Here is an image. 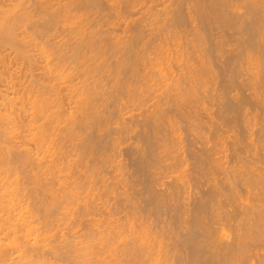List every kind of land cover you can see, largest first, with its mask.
<instances>
[{
  "label": "bare ground",
  "instance_id": "6f19581e",
  "mask_svg": "<svg viewBox=\"0 0 264 264\" xmlns=\"http://www.w3.org/2000/svg\"><path fill=\"white\" fill-rule=\"evenodd\" d=\"M103 1L11 0L7 5L0 4V264H203L202 259L207 255L214 256V259L226 256L228 264H264V170L260 173L261 168H258L264 160L257 158L264 154H255L258 148H264V126H259L264 120L259 119L261 123L253 120L254 123H251L249 120L254 114L252 118L247 115L248 120L243 118L246 123L243 127L252 134V137L249 136L250 145L256 151H252L255 155L250 154L257 155L255 159L251 155V160L241 148L246 142L240 141L236 132L230 135L229 131L224 136L216 130L214 134L210 124L206 123V127L204 122L200 124L198 119H203L198 115L207 113L208 104L205 103L210 96V101L215 102L212 99L215 94L217 96L216 79L219 76L208 58L210 53H206L208 44L204 38L208 36L201 35L207 24L203 31L204 26L198 27L197 22L193 23V19L209 22L214 13L212 20L216 24L226 28L232 24L237 36L240 35L237 40L243 45L241 53L237 52L244 57V61L236 57L239 63H234L238 64L237 68L250 73V79L246 76L248 80L253 79L252 84L249 81L252 85L250 100L253 97L255 103L264 104V0H234L235 3L233 0H139L144 4H139L137 0ZM132 14L135 18L130 17ZM231 15L243 19L231 21ZM186 17L192 21V27L188 24L192 28L191 33L186 28ZM140 24L144 33L148 32V38H143L145 41L141 26L138 28ZM120 25L125 28L120 29ZM245 34L248 37H244ZM216 49L219 54V49ZM240 63L245 64V68ZM234 79L237 80L235 76ZM212 82L217 83L216 87ZM246 82H243L244 85ZM210 85L216 88L214 92ZM208 90L213 95L209 96ZM218 94V97L224 96ZM233 94L236 97L234 101L240 98L239 94L236 96L237 92ZM224 98L230 100L228 97L220 98L221 103L218 98L215 100L217 104H222L223 100L227 101ZM177 112L178 120L182 121V116L186 120H183L187 123L185 129L190 132L186 131L187 135H193L202 144H207L195 148H203V152L196 154L194 150L191 154L194 159V154L197 155L199 165L194 163L193 166L198 167L197 172L205 176L207 184H210V179L217 178L214 176L216 171L212 170L224 167L222 160L227 163L229 156L234 159H231L234 162L233 167L230 166L232 169L228 168L231 170L229 174L226 163L221 173L223 178L227 175L229 182H225L230 184V193L217 190L218 185L216 189L211 188L214 191L211 192L222 198L229 194L232 199L237 197L240 201L235 203L239 205L238 210L240 204L245 210L239 212V217H234L227 210L225 212L230 215L213 208L224 215L217 217L223 222L217 224L221 226V232H218L219 228L214 229V235L208 231L217 225L206 228V221L214 216L210 214L208 220L204 218L206 221H200L209 206L206 200L204 202V196L201 200L197 199L199 201L195 200L197 203L192 212V207L186 209L196 216L201 215H194L200 218V223L192 219L198 223L196 227L190 220L191 225L185 224L188 221L184 219L182 223L186 232H182L183 227H180L181 230L178 228L181 232L171 229L173 222L166 230L164 221L165 229L157 230L161 228L159 222L156 223L157 219L161 220L162 216L156 217L158 213L155 215L157 219L152 217L161 209H168V212L175 210V213L171 212L175 215L176 208L182 207L177 204L179 199L190 196H187V184L192 175L189 173L190 154L183 148L182 123L179 125L175 118L177 115L173 116ZM212 120H208L209 123ZM202 124L206 128V132L203 131L205 134L200 131ZM223 125L226 126V122ZM257 131L260 137L255 135L253 138V133ZM133 135L137 136V142L132 141ZM149 138L155 139L154 142ZM245 141L249 143V139ZM153 143L158 151L155 156L151 150L154 159L149 156L152 159L149 160L144 152L149 146L153 147ZM128 149L135 152L130 153L138 154V159L135 155L131 158L135 161V173L140 172L144 176L146 185L142 184L143 188L134 187L142 182V178L139 182L137 176L132 180L135 173L131 174V170L126 169L129 165L126 166L127 161L123 160L121 153ZM240 150L245 155H241ZM261 152L264 153V150ZM157 154L158 160L155 159ZM247 154L250 155L249 152ZM253 159H259L261 165L253 161L255 165L252 169L253 165L247 162ZM148 160L150 164L154 160L152 164L159 165L154 167L157 170L154 174ZM147 165L153 170H149ZM145 167L151 171L150 176L156 174L155 177H159V174L167 172L164 177L162 175L166 180L162 179L160 183L169 184V188L160 184L164 189L156 190H163V193H154L150 182L153 179L147 181L143 174L148 171ZM162 167L163 170L160 169ZM164 167L168 168L167 171ZM254 168L260 171L255 172L257 169ZM163 171L165 173L161 174ZM200 179L198 181L203 182ZM240 182L247 186L243 194L258 202L251 201L252 198H245V201L239 198L242 193L236 187L242 188ZM214 201L216 204L217 201ZM220 207L222 210L224 205ZM180 213L178 210L177 214ZM227 223L228 227L225 226ZM200 224L202 228L206 226L202 229L206 230L205 234L202 232L206 237L204 245L198 242L202 237L199 240L197 237L196 241L197 234H194ZM224 226L230 229L229 232L224 231ZM225 233L230 234L227 235L229 240L225 238ZM218 243L220 247H217ZM200 256L201 260L195 259ZM214 259H209L207 263L214 264ZM221 261L219 264L226 262Z\"/></svg>",
  "mask_w": 264,
  "mask_h": 264
},
{
  "label": "rangeland",
  "instance_id": "374dc122",
  "mask_svg": "<svg viewBox=\"0 0 264 264\" xmlns=\"http://www.w3.org/2000/svg\"><path fill=\"white\" fill-rule=\"evenodd\" d=\"M10 1H11V0H0V4H2V5H7L8 3H10ZM102 1H103V0H102ZM137 1L139 2V0H137ZM238 1H240V0H238ZM103 2H104V1H103ZM141 2H143V1H140L139 4H144V2H143V3H141ZM233 2H234V0H233ZM233 2H232V3H233ZM235 2H237V0H236ZM235 2H234V3H235ZM188 5H190V4H188ZM144 9L146 10V8H144ZM144 9H143V10H144ZM186 9H187V8H186ZM141 10H142V9H140V11H141ZM145 10H144V11H145ZM140 11H138V12L141 13ZM187 11H188V10H187ZM187 11H186V12H187ZM142 12H143V11H142ZM212 12H213V11H212ZM212 12H211V13H212ZM187 13H188V12H187ZM136 14L139 15L137 12H136ZM136 14H135V16H136ZM188 14H189V13H188ZM188 14H186L185 16H188ZM140 15H141V14H140ZM140 15H139V16H140ZM211 15H213V16H212V17L210 16L211 19L209 18V19H210L209 22H208V20H207V22L204 21V23H203V21H200V20L198 19L201 23H203V25H202L197 19H195V20L193 19V23H194V22H195V23L197 22V25H199L198 27H200V25H201V27L204 26V28L202 29L203 31H204V29H205V25L207 24V25H206V29H205L204 32L201 31V29H200L199 31H200V32H203V33L201 34L202 36H203L204 34H205V36H208V37L203 36V37H205L204 39H206V40H204V41H205L208 45L210 44L209 46L206 45V46L208 47V51H206V53H207V52L210 53V54L208 55V56H209L208 58L210 59L212 66L215 65V66L213 67V68L215 69L214 72H217L216 74H217V76H219L218 78H217V76H215L214 79H213L214 82H215V78H217V79H216V82H217V80H218V84L216 83V84L218 85L217 96H216V94H215L214 96H216V98L213 96V99H212V100L215 101V102L210 101L211 98H212L210 95H213L212 93L216 90V88H213L216 84H215L214 82H212L211 84L214 83V84H213L214 86H211V85H210V86H211V89L213 88L214 90L212 89L211 91H213V92H211V93H210V91L208 90V92H209L208 95L210 94V95H209V96H210V98H209L210 100L208 99L209 101H207V100H206L207 97L204 99L205 101H207L205 104H208V105H206V106H208L209 110H208V108H207V113H206V111H205V113L203 112V113H200V114L198 115L199 118L201 117V118L203 119V121H201V119H198V120H200V124L204 122V123H203L204 125H205L206 123L212 125V126L209 125V127H213V133H214V131H215V133H216V130L218 131V132H217L218 134H220V133L222 132V133H221L222 135H224V134L227 135V133H228L229 131H230V133H231L230 135H235V134L237 133L238 135H236V136H237L238 138H240V141L242 140V142H243V141L246 142V143H244V144L242 143V144H243V145H242L243 147L241 146V148H243V151L246 152V155H245V154L243 153V151H241V150L238 151V152H242L243 154H241V155H245V156H247L249 159H250V157H251V159H252V156L255 155V154H257V155H258V154H260V155L264 154V153L261 152L262 150H264V148H262L261 150L258 148V152L255 153L256 151H255L253 145H250V140H251V138H250L249 136L252 137V134L249 132V130H248V131H246L247 129L245 130L246 127H245V128L243 127V125L246 124V123H245V120H244V122H243V118L246 119V118L248 117L247 115H249L250 118H252L253 116H251V115L254 114L253 119H250V118L248 117V118L250 119L249 121H250L251 123H254L255 120L258 121L259 119L264 120V118H261V117H264V116H262V115H264V113H262V112H264V104L257 103V102L255 103V100L252 101V98H253V97H251V100H250V97H249V95L251 96V93H250V92H251V88H250V87H252V85L249 84V81H250V80H248L249 77L251 78V76L248 75V74H250V73L248 72V74H247V70H246V69H245L246 72H244V71H243L241 68H239V67H238V68H239V69H238V68L236 67V65L238 66V64L234 63V62H236V61H237V63H239V60H240V59L243 60L242 58H244V57H241L242 55H240V53H241V49L243 48V45L241 44V42H240L239 40H237V38H239L238 36H240V35L237 36L238 33H236V32L234 31L235 28L232 26V24H230V26H228L227 28H226V26H223V27L220 26L219 23L216 24V21L212 20L213 17L215 16L214 13L211 14ZM131 16H133V18H135V17H134V14L130 15V17H131ZM231 16L233 17V19H232V17H231V21H234V22H236V21L238 22V21L242 18L241 16H239V17H238V16L235 17V16H233V15H231ZM137 17H138V16H137ZM237 18H238V20H237ZM239 18H240V19H239ZM185 19L187 20L188 17H186ZM190 19H191V18H190ZM235 19H236V21H235ZM242 19H243V18H242ZM242 19H241V20H242ZM188 20H189V19H188ZM188 20L185 22V24H187V25H186V26H187L186 28H187V30H189L190 33H191V32H192V28H191V27H192V23H191L192 21L189 20V23H188ZM191 20H192V19H191ZM211 20L214 21L215 24H214ZM241 20H240V21H241ZM195 23H194V24H195ZM198 23H199V24H198ZM208 23H209V25H208ZM142 24H143V23H142ZM142 24H140V25L138 26V28L141 26L140 28H142L141 30H142L143 33H144L145 30H143L144 27H142V26H143ZM188 24H190L191 27H189ZM218 24H219V25H218ZM216 25H217V26H216ZM121 26H122V27H121ZM218 26H220V27H218ZM246 26H247V24H246ZM120 27H121V28H120ZM120 27H119L120 29H124V28H125L124 25H120ZM123 27H124V28H123ZM140 28H139V29H140ZM221 28H222V29H221ZM209 30H210V31H209ZM142 31H141V32H142ZM189 31H188V32H189ZM120 32H121V30H119L118 33H120ZM141 32H140V33H141ZM235 33H236V34H235ZM146 34H148V32H145V33H144V35L142 36V39L145 38V37H146V39L148 38ZM234 34H235V35H234ZM141 35H142V34H141ZM234 36H235V37H234ZM245 36L248 37V35H246V34L244 35V37H245ZM189 37H191V35H189ZM140 38H141V37H140ZM207 38H208V39H207ZM146 39H143V41H145ZM220 40H222L221 45H223V46L220 45V42H221ZM234 40H236V41H234ZM218 42H219V43H218ZM238 44H239V45H242V46L240 47ZM248 44H249V43H246V45H248ZM212 45H213V46H212ZM219 45H220V47H219ZM224 46H225V48H223ZM214 47H216V48L219 49V54H220V55L218 54L217 49L214 48ZM236 47H238V48H240V49H237ZM215 49H216V50H215ZM222 49H223L224 51H223ZM229 49H230V50H229ZM236 49H237V50H236ZM209 50H210V52H209ZM221 50H222V51H221ZM233 50H234V51H233ZM239 50H240V51H239ZM254 50H255V49H254ZM254 50H253V51H254ZM256 50H257V48H256ZM256 50H255L254 52H256ZM212 51H213V52H212ZM225 51H227V52H225ZM231 51H232V52H231ZM237 51L240 52V53L238 54ZM224 52H225V54H223ZM208 53H207V54H208ZM214 53H215V54H214ZM234 53H235V54H234ZM236 53H237V54H236ZM221 54H222V56H221ZM242 54H243V52H242ZM218 55H219V56H218ZM223 55H224V57H223ZM234 55H235V56H234ZM238 55H239L240 57H239ZM220 56H221V57H220ZM225 57H226V58H225ZM232 57H233V58H232ZM236 57H238L239 60H238ZM223 58H225V59L223 60ZM227 58H228V59H227ZM211 59H213V63H212V60H211ZM221 59H222V61H221ZM231 59L233 60V62H232ZM226 60H227V61H226ZM229 60H230V61H229ZM225 61L228 62V63H226ZM243 61H244V60H243ZM243 61H242V63H243ZM221 63H222V64H221ZM223 63H224V65H223ZM225 63H226V64H225ZM229 63H231V64H233V65H230ZM242 63H240V64H242ZM213 64H214V65H213ZM228 64H229V66H231V67L227 66ZM234 64H235V65H234ZM240 64H239V65H240ZM219 65H221V66H219ZM222 66H224V67L222 68ZM232 66L235 67V69H234ZM240 66H241V65H240ZM242 66H244V67H242ZM242 66H241L242 68H245V64H242ZM236 68H237V70H236ZM221 69H222V71H221ZM226 69H227V70H226ZM234 70H235L236 72H234ZM241 70H242V71H241ZM227 71H228V72H227ZM229 71L231 72V74H229ZM237 71H238V72H237ZM240 72L242 73V75H241ZM243 72H244V74H243ZM218 73H219V74H218ZM238 73H239V75H238ZM216 74H215V75H216ZM228 74H229L230 76H229ZM220 75H221V76H220ZM244 75H245V76H244ZM247 75H248V78L246 77ZM222 76H223V77H222ZM226 76H227V77H226ZM228 76H229V78H228ZM234 76L236 77L237 80L234 79ZM135 77L137 78V76H135ZM244 77H245V78H244ZM221 78H222V79H221ZM225 78H226V79H225ZM243 78H244V79H243ZM250 78H249V79H250ZM227 79H228V80L231 79V81H232V79H233L234 81H233V83H231V81H227ZM238 79H239V80H238ZM240 79H242V80H240ZM245 79H246V80H245ZM225 80H226L227 82H226ZM243 80H244V81H247V82H246L247 84L245 83L246 85H244V83H243L244 81H243ZM252 80H253V79H251V81H252ZM239 81H241V82H239ZM242 81H243V82H242ZM251 81H250V82H251ZM252 82H253V81H252ZM252 82H251V84H252ZM242 83H243V84H242ZM239 85H240V86H239ZM222 86H223V87H222ZM215 87H216V86H215ZM219 87H220V88H219ZM224 87H225V89H224ZM226 87H227V88H226ZM209 89H210V87H209ZM221 89H222V91H221ZM227 90H228V91H227ZM219 91H220V92H219ZM223 91H224V92H223ZM228 92H229V93H228ZM236 92H237V95H236V96L238 97V94H239L240 98L238 97V98H237L238 100H235V101H234V99H236V97H234V94H233V93H236ZM218 93H220L221 96H222V94H223L224 96H222V97H218V96H220ZM225 93H226L228 96H227ZM232 94H233V97H232L233 100H231L232 98H229L230 96H232ZM240 94H241V95H240ZM209 96H208V97H209ZM242 96H243V98L241 99ZM223 97H228V99H230V100H227L226 98H224V99L227 100L228 102H227V101L224 102V100H223V101H222V104H217L218 102H216V101L219 99L218 101L221 103L220 98H223ZM247 97H248V98H247ZM217 98H218V99H217ZM215 99H217V100H215ZM239 99H240V101H239ZM226 102H227V103H226ZM232 102H233V103H232ZM235 102H236V104H235ZM223 103H225V104H223ZM239 104H240V105H239ZM218 105H219V106H218ZM233 105H235V106H233ZM237 105H238L239 107H238ZM225 106H226V107L229 106V107H228L229 109L226 108ZM230 106H231V107H230ZM236 106L238 107L237 109H236ZM241 106H243V107H241ZM219 108H220V109H219ZM221 108H223V109L221 110ZM224 109H225V110H224ZM230 109H232V110H230ZM239 109H240V110H239ZM210 110H211V111H210ZM219 110L221 111V113H220ZM236 110H237V111H236ZM238 110H239V111H238ZM216 111L218 112V114H217ZM230 111H232V112L234 113L235 116L233 115L232 112L229 113ZM240 111H241V112H240ZM242 111H243V112H242ZM248 111H250V112H249L250 114L248 113ZM244 112H245V113H244ZM246 112H247L248 114H246ZM256 112H258V113H256ZM171 113H172V112H171ZM238 113H239V114H238ZM173 114H174V113H173ZM256 114H258L257 116H259V115H261V114H262V115H261V117L259 116L260 118H258V117L256 116ZM169 115H170V113H169ZM171 115H172V114H171ZM176 115H177V117H175ZM178 115H179V114H178V112H177V113H175L173 116H174L175 118H177V120H178V119H179V116H178ZM211 115H212V117H211ZM228 115H229V116H228ZM243 115H244V116H243ZM206 116H207V117H206ZM226 116H227V117H226ZM232 116H233V117H232ZM245 116H246V117H245ZM182 117H183V116H182ZM182 117L180 118L182 121L178 120V121H179L178 124H179V125H180L181 123L183 124V125L181 124V128H180V132H181V131L184 132V133H183V132L181 133V134H184V135H182V137H183V141H184V142L182 143V144H184V147H183V148H186V150H187V154L189 153L190 155L194 152V150H195L196 154H197L198 151H200V153L203 152V151H201V149H203V148H201V149H195V148H198V147L200 148V147H202L203 145H207V144H202V143H201L198 139H196V137H194L193 135H192V136H189V134H190L189 130H188V129H185L187 123L184 122V121H186V120H185L184 117H183V119H182ZM209 117H211V118H209ZM215 117H216V118H215ZM222 117H223V118H222ZM224 117H225V118H224ZM238 117H239V118H238ZM175 118H174V119H175ZM212 118H213V120H214L215 122H213ZM217 118H218V119H217ZM234 118H235V119H234ZM231 119H232V120H231ZM183 120H184V121H183ZM208 120H210V121L212 120L213 123H212V122L209 123ZM230 120H231V121H230ZM246 120H248V119H246ZM253 120H254V122H252ZM261 120L258 121V122L261 123ZM205 121H206V122H205ZM207 121H208V122H207ZM218 121H219V122H218ZM225 122H226V126L223 125V124H225ZM258 122H256V123H257L256 126H258V124H259ZM262 122H264V121H262ZM184 123H185V124H184ZM211 123H212V124H211ZM214 123H216V124H214ZM203 124H202V130L200 129V131H201L202 133L206 132V128H205V127L208 126V125L206 124L205 127H204ZM213 124H214V125H213ZM218 125H219V127H218ZM215 126H216V129L214 128ZM244 126H245V125H244ZM259 126H264V123L259 124ZM137 127H139V126H137ZM209 127H207V128H208V129H207L208 131H209ZM217 127H218V128H217ZM221 127H222V129H221ZM182 128H183V129H182ZM186 128H187V127H186ZM223 128H224V129H223ZM243 128H244V130H243ZM214 129H215V130H214ZM227 129H228V131H227ZM204 130H205V131H204ZM223 130H224V131L226 130L227 132L224 133ZM231 130H232V131H231ZM239 130L241 131V133H240L241 136H240V134L238 133V132H240ZM186 131L189 132L188 135H187V132H186ZM203 131H204V132H203ZM220 131H221V132H220ZM232 132H233V133L236 132V133L232 134ZM257 132H258V131H257ZM166 133H167V132H166ZM207 133L210 134V132H207ZM207 133H206V134H207ZM213 133H211V136H212ZM215 133H214V134H215ZM245 133H246V134H245ZM255 133H256V132H255ZM255 133H253V134H254V135H253V138H255V137L259 138V137H260V132H258V133H256V134H255ZM161 134H163V133H161ZM204 134H205V133H204ZM257 134H259V135H257ZM159 135H160V133H159ZM225 135H224V136H225ZM255 135H256V136H255ZM133 136H134V138H133ZM133 136H132V138H133L132 141L137 142V139H136L137 136H135V135H133ZM157 136H158V135H157ZM254 136H255V137H254ZM258 136H259V137H258ZM190 137H191V138H190ZM244 137H245V140H246V139H249V143H248V144H247V141L244 140ZM151 138H153V136H152ZM151 138H149L150 141H153V142H154L155 139H152V140H151ZM241 138H243V139H241ZM257 138H256V139H257ZM149 139L146 140V142L149 141ZM188 139H189V140H188ZM190 140H191V142H190ZM194 140H195V141L197 140V141L195 142ZM129 141H130V140H129ZM129 141H128V142H129ZM193 141H194V142H193ZM142 143H144V140H142ZM185 143H186V144H185ZM190 143H191L192 145L195 144L194 147H193ZM193 143H194V144H193ZM199 143H200V144H199ZM201 144H202V145H201ZM228 144H229V145H228ZM246 144H247L248 146H246ZM144 145H145V144H144ZM152 145H154V143H153ZM155 145H156V144H155ZM155 145H154L153 147L149 146L148 149L146 148L147 152H146V150H145V152H144V153H145V156H146V157H145L146 159L149 158V160H152V159L149 157V156L152 157V155H151V153H150L151 150H153V151H151V152H152V153L154 152L155 154H154V153H153V154L156 156V151H158V149H157L158 147H157V146L155 147ZM188 145H191L192 147L190 146V147H191V148H190ZM196 145H197V146H196ZM227 145L231 147L230 143H227ZM185 146H186V147H185ZM187 146L189 147L190 150L188 149ZM228 146H227V147H228ZM250 146H252L253 148L250 147ZM154 147H155V149H154ZM230 147H228V148H229V151L231 150ZM245 147H247V148H245ZM150 148H151V149H150ZM183 148H182V149H183ZM251 148H252V150H250ZM156 149H157V150H156ZM253 149H254V150H253ZM128 150H129V149H128ZM154 150H155V151H154ZM245 150H246V151H245ZM249 150H250V151H249ZM259 150H260V151H259ZM125 151H126V152L122 151L123 153H121V156L123 157V160L126 159V161H127V162H125V163H126V166L129 165V166L126 167L127 171L131 170V171H129V172H130V173L132 172L131 174H133V172L135 173V171H136V167H135V170H134V166H135V165H134L133 162H135V161H132V160H134V159L131 158V157H134L133 155H135V154H133V153H135V152H133L132 149H130L129 151H127V150H125ZM130 151H132L133 153H130ZM252 151H255V152H252ZM209 152H210V151H209ZM226 152H228V151H226ZM248 152H249V154H250V152L253 153V155L250 154V155L248 156V154H247ZM259 152H260V153H259ZM129 153H130V154H129ZM147 153H148V154H147ZM211 153H213V152L211 151ZM230 153H231V151L229 152V154H230ZM254 153H255V154H254ZM128 154H129V155H128ZM184 154H186V152H185ZM189 154H188V155H189ZM196 154H194V155H195V157L197 158V155H196ZM198 154H199V153H198ZM131 155H132V156H131ZM147 155H148V157H147ZM190 155H189L190 158L188 159V161L190 160V161H189V162H190L189 167H190V169H191V172L189 171V173L192 174V175L194 174L193 176H192V175L190 176V178H189V179H190V180H189L190 182H188V184H190L191 181H192V184H190V185L187 184V186H188V189H187L188 194H187V196H188V195H190V196H188L189 199H188V197H186L187 199H186V198L183 199V197L180 196V197H182V200H181V198H180V199H179V202L177 203L179 206H182L183 208H184V206H186V208L183 209L182 207H179V206L177 205V207H179V208H176V212L178 213V210H179V213L181 212V213H180L181 215H180V214L178 215L177 213H176L175 215L172 214L171 212L173 211V213H175V210H171V209H170L171 212H168V211H169L168 209H166V210H165V209H164V210L161 209L162 212H161V211H160V212L158 211L157 213H156V212H155L154 214L152 213V214H153L152 217H153V216L155 217V215H157L158 213H159V214L162 213V214H160V215L158 214L156 217H160V216H162V217H161V220L164 219V220H162V221H161V220L158 221V219L155 217V218L157 219V222H156V223L159 222V225L161 226V228H159V229L157 228V230H160V229H162V228L165 229V224H164V222L166 223V230H167V229H169L168 227L171 228V226H169L170 222H171V223L173 222V223L170 224V225H173V224H174L175 226L173 225V226H172L173 228H171V229H173V230L176 229V231H177V230L179 231V229L181 230L180 227H183L182 232H183V231L186 232L184 226H185V224H187V225H188V224L191 225L190 221L192 222V225H194V226L196 227V226H198V225H197L198 223H195L196 221L200 223L201 220H202V221H206V220H208L211 216H212V217H213V216L215 217V216L218 214V216H216L215 218L213 217V218H210L209 221H206V222H207V225H206L207 227H206L205 225H203V228H204V229L208 228V226H209V227H210V226L215 227L218 223L220 224V223L223 222V221H221L222 219H221V220L217 219V217H219V215H222L221 213H219L220 211H222V212L224 211V212H225V211L227 210V211H229L228 213H230L231 216H234V217H235V216H236V217L238 216V217H239V215L241 214V213H239V212H242V210H245L244 206H242L243 204H240V207H241V206H242V207H241V208L239 207V210H238V206H239V205H237V204H235V203H240V201L237 199V197L232 199V195L229 194L230 196H229V195H227V197H226V196H223V198H222V196L220 195V197H221V198H220L218 195H214V194L212 193V192H214V191H213L211 188L214 189V187H215V189H216L217 185L219 186V187L217 188V190H221V189H223V190H221V191H225V193H227V192L230 193V190H228V186H229L230 184H228L229 181H228V179H226V178H227V175L225 176L226 178H223L224 174H221V173H223V172H222V169H225L224 167H225V163H226V162L222 160V162L224 163V164H223L224 167H223L221 170L216 169V168H215V170H214V169L212 170V171H216V172H214V173H215L214 176H216L217 178L215 179V177H214L213 180L210 179V184H207L206 181H205L206 179H204L205 176H204V175H203V176H200L199 173L197 172L198 169L196 170V168H198V167H197L196 165H195L196 167L193 166L194 163H195V164L198 163V165H199V162L196 161V158H195V159L193 158V156H192L193 154H192L191 156H190ZM230 155H231V154H230ZM251 155H252V156H251ZM257 155H256V156H253V158H254V157L256 158ZM135 156H136V158H135V157H134V158H135V159H138V157H137L138 154H136ZM186 156H187V155H186ZM130 158H131V159H130ZM152 158L154 159V157H152ZM248 158H247V159H248ZM255 158H254V159H255ZM257 158H259V159L261 158L260 160H264V156H261V157H260V156L258 155ZM155 159L158 160V154H157V158H155ZM197 159H198V158H197ZM229 159H230V160H229ZM231 159L234 160L233 158H231V156H229V158H227V160H228L229 162L226 163V165H227V166H226V170H227L228 168L232 169L231 167H233L232 163H233L234 161H232ZM251 159H250V160H251ZM254 159H253L251 162H249V161H248V162L246 161V162H247L248 164H252V162L255 161V163H256L257 165H261V163H264V161H261V163H260V162L258 161L259 159H258V160H257V159L254 160ZM130 160H131V161H130ZM149 160H148V163L150 164V161H149ZM194 160H195V162H193ZM191 161H192V162H191ZM128 162H130V163L128 164ZM151 162H152V163H155L154 160L151 161ZM158 162H159V161H158ZM158 162H156V164H157ZM230 162H231V163H230ZM257 162H258V163H257ZM146 163H147V160H146ZM146 163H145V164H146ZM152 163H151V164H152ZM253 163H254V162H253ZM132 164H133V165H132ZM151 164H150V165H151ZM159 164H161V163H159ZM210 164H212V162H211ZM131 165H132L133 167H132ZM154 165H155V164H154ZM154 165L152 164L151 166H153V168L156 167V166H159V165H155V166H154ZM252 165H253V164H252ZM254 165H255V164H254ZM254 165L251 166L252 169H253ZM257 165H256V167H257ZM130 166H131V167H130ZM145 166H146V165H145ZM147 166H148V168H150L149 170H153V168H151L149 165H147ZM191 166H192V167H191ZM228 166H229V167H228ZM230 166H231V167H230ZM262 167H264V164H262V166H260V167L258 166L259 169L261 168V169H260L261 171H260L258 168H254V170L257 169V170H255V172H257V171L259 170L260 173H261L262 170H264V168H262ZM128 168H129V169H128ZM145 168H146V167H145ZM148 168H146V169L148 170ZM192 168H193L194 170H193ZM160 169L163 170V167L160 168ZM166 169H168V168L164 167V171H165ZM230 169H228V173H227V174H229V172L231 171ZM133 170H134V171H133ZM144 170H145V169H144ZM147 170H146V171H147ZM149 170H148V171H149ZM195 170H196V171H195ZM218 170H219V171H218ZM226 170H225L224 172H227ZM229 170H230V171H229ZM148 171L146 172V174H145V172H144L143 174L146 175V176L148 175V178L145 176V178H146L147 181H150V180L153 179V180H152L153 182H152V181H150V182L152 183V184H151V185H152V189L154 188L153 192L156 193L155 191H158V190H156V189H158V188H159V189H162V187L165 185V184H161L160 181H161L162 179H164V178H162V175H163V177H164V175H165L167 172L165 173V172L163 171V172H161V174H162V173H165V174H162V175L159 174V177H158V176L155 177L156 174H155L154 176H153V175L150 176V172H151V171H149V172H148ZM153 171H154V172H151L152 174H154L155 171H157V170L154 168ZM160 171H161V170H160ZM160 171H158V172H160ZM166 171H167V170H166ZM137 172H138V171H137ZM217 172H218V174H217ZM147 173H149V174H147ZM156 173H157V172H156ZM195 173H196V175H195ZM197 173H198V174H197ZM136 174H137V173H135V174H134V175H135L134 178L131 177V179L133 180V179H135V177L137 176L136 180H138V182H139V180H141V178H142V182L140 181L139 184H138V182H137L136 180H134V181L137 182L136 184H138V185H137L138 188H137V186H134V187H135L136 189L143 188V187L146 185V184L144 185V182H143V181H145V180H143V177H144V176H142V174H141L140 172H138L137 175H136ZM225 174H226V173H225ZM140 175H141L142 177H141ZM157 175H158V174H157ZM262 175H264V172H262ZM139 176H140V177H139ZM149 176H150V177H149ZM160 176H161V177H160ZM197 176H198L199 179H200V178L203 179V182L201 181L202 183H201L200 181H198L199 179L197 178ZM157 177H158L159 179H157ZM191 177H193V178H191ZM194 177H196L197 180H196V178H194ZM203 177H204V178H203ZM145 178H144V179H145ZM149 178H150V179H149ZM155 179H156V180H155ZM167 179H168V178H167ZM193 179L196 180V181H194ZM202 179H200V180H202ZM217 179H219V180H217ZM158 180H159V181H158ZM164 180H166V179H164ZM220 180H221V181H220ZM225 180H227L228 182H227V181L225 182ZM215 181H216V182H215ZM217 181H218V182L220 181V182L218 183ZM154 182H155L156 184H155ZM204 182H205L206 184H205ZM207 182H208V181H207ZM212 182H213V184H212ZM224 182H225V183H224ZM140 183H141V184H140ZM194 183H195V184H194ZM197 183H199V184H197ZM203 183H204V184H203ZM223 183H224V184H223ZM142 184H143L144 186H141ZM160 184L163 185V186L160 187ZM200 184H201V185H200ZM211 184H212V185H211ZM215 184H216V185H215ZM226 184H227V185H226ZM239 184L242 185L241 182H240ZM239 184H237V186H241V185H239ZM134 185H135V184H134ZM193 185H194V186H193ZM195 185H197L198 187L195 186ZM210 185H211V186H210ZM213 185H214V186H213ZM139 186H140V187H139ZM155 186H157V187H155ZM165 186H166L167 188H169V184H168V185L166 184ZM165 186H164V187H165ZM187 186H186V188H187ZM202 186H203V187H202ZM220 186H221V188H220ZM225 186H226V187H225ZM245 186H246V184H245ZM245 186L242 185V186H241L242 188H240V187H236V189H238L239 192L241 191L240 194L242 193L240 197L238 196V197L241 198L242 200H244L245 198H246V199L248 198V194H246V195L243 194V193L247 190V189H244V188H247V186H246V187H245ZM164 187H163V189H164ZM166 187H165V188H166ZM195 187H197V189H196ZM200 187H201V188H200ZM224 187H225V188H224ZM194 188H195V189H194ZM206 188H207V189H206ZM208 188H209V189H208ZM210 189H211V190H210ZM225 189H227V190H225ZM188 190H189V191H188ZM191 190H192V192H191ZM196 190H197V191H196ZM198 190H199V191H198ZM207 190L210 191V192L212 191V192H211L212 195H211V193L208 192ZM160 191H161V193H163V192H162L163 190H160ZM160 191H158L157 193H159ZM205 191H207V192H205ZM226 191H227V192H226ZM238 191H237V192H238ZM204 192H205V193H204ZM239 192H238V193H239ZM157 193H156V194H157ZM189 193H190V194H189ZM245 193H246V192H245ZM196 194H197V195H196ZM200 194H201V195H200ZM194 195H195V196H194ZM242 195H243V196L245 195V196L242 198ZM200 196H201V197H200ZM203 196H204V202H205V200H206V204H207V205L209 204V206H211L212 209H211V207L207 206L208 208H207L206 211H205V212H206V215H205V212L203 213V217H202L201 215H199V216L197 215L198 217L201 216L200 218H203V219L195 218V217H197V216L195 215V213H194V212H193L194 214L189 213V212H187L186 209H189V207H192V208H190V210H191V209H194V205L197 203L196 201H199V200L203 199ZM212 196H213V197H212ZM216 196H218V197H216ZM193 197H194V198L196 197V198L193 200ZM206 197H207V198H206ZM211 197H212V198H211ZM228 197H229V198H228ZM200 198H201V199H200ZM251 198H252V197H250V199H251ZM197 199H199V200H197ZM212 199L216 200L218 204H217V203L215 204V201L212 200ZM218 199H219V200H218ZM220 199H222V200H220ZM226 199H227V200H226ZM246 199H245V200H246ZM248 199H249V198H248ZM250 199H249V200H250ZM253 199H254V198H252L251 201H253ZM180 200H181V201H180ZM185 200H186V201H185ZM187 200H188V202H187ZM192 200H193V201H192ZM195 200H196V201H195ZM210 200H211V202H210ZM229 200H230V202H228ZM235 200H237V201H235ZM242 200H241V203L243 202ZM245 200H244V201H245ZM256 200H257V199H256ZM256 200H254L253 202H258V201H256ZM221 201H222L223 203H222ZM231 201H232V202H231ZM233 201H235V202H233ZM262 201H264V200H262ZM181 202H182V203H181ZM193 202H195V203H193ZM220 202H221L222 206L224 205V208H222V210H221V207H220V206H221ZM184 203H185V204H184ZM186 203H187V204H186ZM191 203H192V204H191ZM210 203H211V204H210ZM212 203H213V204H212ZM181 204H182V205H181ZM214 204H215V205H214ZM226 204H227V205H226ZM212 205H213V206H212ZM230 205H231V206H230ZM214 206H217V207L215 208ZM218 206H219V207H218ZM187 207H188V208H187ZM209 208H210V209H209ZM213 208H214V210L217 209V211H219V209H220V211H219V212L216 211V212H217V213H216V212L213 210ZM243 208H244V209H243ZM177 209H178V210H177ZM181 209H182V210H181ZM184 210H186V211H184ZM207 210H208L209 213L207 212ZM209 210H210V211L213 210V211L215 212V215H214L213 211L210 212ZM164 211H166V212H164ZM190 212H192V210H191ZM235 212H236V213H235ZM169 213H170V214H169ZM207 213H208V214H207ZM212 213H213V214H212ZM226 213H227V212H225V214H226ZM228 213H227V214H228ZM189 214H191L192 216H190ZM210 214H211V216H210ZM223 214H224V213H223ZM230 214H228V215H230ZM233 214H234V215H233ZM165 215H166L167 218L165 217ZM183 215H185V216H183ZM194 215H195V217H194ZM208 215H209V218H208ZM177 216H178L179 219H178V218H175V217H177ZM181 216L184 217L183 220H182V217H181ZM222 216H224V215H222ZM152 217H151V218H152ZM163 217H164V218H163ZM168 217H169V218H168ZM171 217H172V219H171ZM187 217H189V218H187ZM190 217H192V218H190ZM165 218H166V219H165ZM185 218H186V219H185ZM204 218H205V219L207 218V219L205 220ZM219 218H221V217H219ZM156 219H154V220L156 221ZM173 219H178V221H179L180 223H178L177 220H173ZM184 219L187 220L188 222H184V221H185ZM192 219H193L195 222H194ZM199 219H200V221H198ZM211 219H212V220H213V219H216V220H213V221H212ZM154 220L152 219L151 221H154ZM172 220H173V221H172ZM189 220H190V221H189ZM155 221H154V222H155ZM163 221H164V222H163ZM168 221H169V222H168ZM202 221H201V222H202ZM211 221L213 222L214 225L212 224ZM215 221H216L217 223H216ZM218 221H219V222H218ZM160 222H162V223L160 224ZM174 222H175V223H174ZM182 222H184L185 224L182 223ZM206 222H205V223H206ZM208 222H209L210 224H209ZM177 223H178V224H177ZM181 223L183 224V226L181 225ZM202 223H203V222H202ZM215 223H216V224H215ZM152 224H153V223H152ZM176 224H177L178 226H179V225H180V226H179V227H178V226L176 227ZM208 224H209V225H208ZM154 225H156L157 227L159 226L158 224H155V223H154ZM201 225H202V224L199 225V228H200ZM160 226H159V227H160ZM162 226H163V227H162ZM204 226H205L206 228H205ZM225 226L228 227V226H229L228 223H227ZM225 226H224V227H225ZM219 227H221V226H218V225H217L216 228H213V229H212V227H211V228H209V229H212V230H211V231H208L209 229H207V231H208L210 234L213 233V234H211V235H214V234H216V232H215L214 229H217V228H219ZM227 227H225V230H224V231L229 232L230 229H228ZM178 228H179V229H178ZM199 228L197 227V231H195V228H194V231H195L194 234H195V235L197 234V235L195 236V237H196V241H198V240L202 237L198 242H203L202 244L204 245V244L206 243V242L204 243L206 237H204L205 235H203V234L206 233V230L203 231V230H202L203 228H202V226H201L200 229H201L202 231H199V230H200ZM229 228H230V227H229ZM171 229H170V230H171ZM192 229H193V228H192ZM220 229H221V228H219V231H218L219 233L221 232ZM227 229H228V230H227ZM231 229H233V228L231 227ZM217 230H218V229H217ZM179 232H181V231H179ZM199 232H200V233H199ZM202 232H204V233L202 234ZM208 232H207V233H208ZM230 232H231L230 234L233 233L232 230H231ZM167 233H168V232H167ZM209 233H208V234H209ZM199 234H201L200 237H199ZM208 234H207L206 236H208ZM225 234H226V235H225ZM225 234H224V235H225V238H226V239L230 238L229 236L227 237V235H228L229 233H225ZM230 234H229V235H230ZM179 235H180V234H179ZM222 236H223V235H222ZM197 237H198V240H197ZM223 237H224V236H223ZM228 240H229V239H228ZM207 242H208V239H207ZM215 244H217V241H216ZM220 245H221V244H220ZM220 245H219V243H218L217 247H220ZM223 245H224V244H223ZM223 245H222V246H223ZM224 246H225V245H224ZM194 249H195V248H194ZM219 249H220V248H219ZM219 249L217 248L218 251L221 250V249H220V250H219ZM223 249H224V248H223ZM195 250H196V249H195ZM215 250H216V249H215ZM197 251H198V250H197ZM220 252H222V250H221ZM220 252H219V254L224 256V254H221ZM262 252H264V251H262ZM197 253H198V252H197ZM209 256L211 257V255H207V256L205 257V259L203 258L204 260H206V262L202 259L201 256H200V257H197V258H195V259H200V260L202 259V261L206 264L207 262H209V259H210V260H211L212 258L214 259V256H212L211 258H210ZM219 257H222V256H219ZM224 258H226V256H225ZM224 258H223V259H221V258H216V259L212 260V262L214 261V264H219V261L222 260L223 262L226 261V262L223 263V264H228V263H227V260H228V259L226 258V260H225ZM217 259H218V260H217ZM187 260H188V259H187ZM216 260L218 261V263H217ZM250 260H251V259H249V260L247 259V261H250ZM252 260L254 261V259H252ZM255 260H256V259H255ZM222 261H221V262H222ZM215 262H216V263H215ZM221 262H220V263H221ZM204 263H203V264H204ZM207 264H210V263H207Z\"/></svg>",
  "mask_w": 264,
  "mask_h": 264
}]
</instances>
